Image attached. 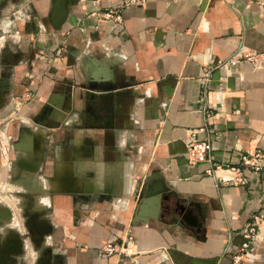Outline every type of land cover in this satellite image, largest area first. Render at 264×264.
<instances>
[{
	"label": "crops",
	"instance_id": "crops-1",
	"mask_svg": "<svg viewBox=\"0 0 264 264\" xmlns=\"http://www.w3.org/2000/svg\"><path fill=\"white\" fill-rule=\"evenodd\" d=\"M63 1L56 27L55 0H0V125L29 150L0 173L42 163L55 180L33 183L46 215L17 264H264V171L217 178L264 149V0ZM119 5L120 23L99 19ZM239 48L255 59L229 61ZM60 123L74 135L51 171L36 149ZM192 134L209 143L204 162L187 161ZM144 190L159 204L139 209ZM128 235L131 254L101 250Z\"/></svg>",
	"mask_w": 264,
	"mask_h": 264
},
{
	"label": "rangeland",
	"instance_id": "rangeland-1",
	"mask_svg": "<svg viewBox=\"0 0 264 264\" xmlns=\"http://www.w3.org/2000/svg\"><path fill=\"white\" fill-rule=\"evenodd\" d=\"M14 15V14H13ZM9 16V14H8ZM11 16V15H10ZM7 20V19H6ZM0 36H2V33L0 32ZM16 36V35H15ZM11 37V42H15L16 37ZM55 57L61 58L62 53L61 51L55 52ZM28 102L29 99H25L24 102ZM19 115V114H18ZM18 119L16 115H13L12 117L7 118L6 122H10L12 120ZM4 124L5 121L1 123L0 125V167L2 166H10L13 168L14 165H17L16 161L18 162L19 158L21 156H18L19 153H29V150L26 151H20L18 148H14L13 143L18 142V139L13 140V133L7 130H4ZM58 127V126H56ZM60 129L57 131L55 130V133L53 130H48L47 128H44V135L41 138V145L38 149H36L39 153H41V156L37 157V159L43 164H45L44 161L47 160V155L51 156V163L49 166H51V171L57 170L60 168L61 163V155L64 152L67 151L65 146L63 144H68L72 136L74 135L73 132L70 131L69 135H64L63 128H67L66 125H63L62 123L59 124ZM49 128L56 129L52 126ZM21 129H25L24 127H21ZM30 131V132H28ZM27 132L28 134H36L38 131L34 127L33 129H29ZM73 134V135H72ZM71 136V137H70ZM105 156H109L110 152L105 151ZM47 164V163H46ZM18 166V165H17ZM40 166V167H39ZM38 166V169L34 172H28L23 173L24 175L18 177L14 174L10 179L7 181L4 180V176L0 173V242H3V240H6L10 237H15L16 239L20 240L21 242V255L23 256L26 254V243L28 241V244L32 242V233L36 230L35 223L36 219L43 215L45 217L46 212L45 210H34L31 207V194L37 193V190H44L42 188L32 187L34 186L33 183L38 182L40 186L50 184L55 182L54 179L51 177H43L40 173V170L46 171L45 165ZM45 167V169H44ZM7 168V167H6ZM1 172V170H0ZM41 177H38L40 176ZM32 180V181H31ZM36 180V182H35ZM38 180V181H37ZM15 189V190H14ZM7 190V193H5ZM51 206V204H50ZM34 224V225H32ZM50 223H45V227L42 228V231H47V229H51ZM42 232V233H43ZM33 239H34V233H33ZM35 241V240H34ZM4 252L0 251V264L4 261ZM20 260V259H17ZM17 263H19L17 261ZM16 263V264H17Z\"/></svg>",
	"mask_w": 264,
	"mask_h": 264
},
{
	"label": "built area",
	"instance_id": "built-area-1",
	"mask_svg": "<svg viewBox=\"0 0 264 264\" xmlns=\"http://www.w3.org/2000/svg\"><path fill=\"white\" fill-rule=\"evenodd\" d=\"M143 0H124L123 4L129 2H142ZM121 6L109 7L106 10L100 12V20L111 22L113 25H117L121 22ZM240 58H246L248 60L255 59L254 55L251 52H246L242 48L236 50L228 59L229 61L238 60ZM228 63V61H226ZM209 150V143L205 140H199L194 135H190L186 142V158L187 161L191 164L196 162H204L207 160V154ZM208 167L205 169L207 175L216 176V169ZM225 172L224 175H217L218 180L222 183L228 184H244L246 182L245 173L246 172H259L264 171V149H256L253 152H247L242 156L241 160L237 164L225 165L223 168ZM258 225V220L254 225L250 226L248 229L249 235L247 237H252L255 226ZM132 236L128 235L125 239H122L119 244L112 242H106L101 246V250L104 252H111L122 249L124 254H131L133 252V243ZM247 247V242L243 243V248ZM245 253V252H243ZM243 253H238L233 256V262L236 263L241 260Z\"/></svg>",
	"mask_w": 264,
	"mask_h": 264
},
{
	"label": "water",
	"instance_id": "water-1",
	"mask_svg": "<svg viewBox=\"0 0 264 264\" xmlns=\"http://www.w3.org/2000/svg\"><path fill=\"white\" fill-rule=\"evenodd\" d=\"M65 13H66V7L64 6V1L63 0H55V2L53 4L52 11H51V22H52V24L56 27H59V25L63 21ZM17 143L18 142L13 143V145H14L13 147L16 149L18 148ZM30 169L32 171H36V169H38L37 164L35 165V167H31ZM160 192L161 191H159V190H156L154 192H149L147 190L146 191L144 190V192H142L141 198L139 199L137 207H139V209H141V206L143 205V203L145 201L151 202L155 205L159 204V201L161 200V195H159ZM146 199H148V200H146Z\"/></svg>",
	"mask_w": 264,
	"mask_h": 264
},
{
	"label": "flooded vegetation",
	"instance_id": "flooded-vegetation-1",
	"mask_svg": "<svg viewBox=\"0 0 264 264\" xmlns=\"http://www.w3.org/2000/svg\"><path fill=\"white\" fill-rule=\"evenodd\" d=\"M3 89V85L0 83V90ZM4 97L0 96V105L4 103L3 101ZM43 227L37 228L39 232L42 231ZM36 236V235H35ZM32 237V235H31ZM33 240V238H32ZM0 251L4 252V261L2 264H16L17 261L20 260V254H21V242L20 240L16 239L15 237L7 238L6 240H3V242H0Z\"/></svg>",
	"mask_w": 264,
	"mask_h": 264
}]
</instances>
